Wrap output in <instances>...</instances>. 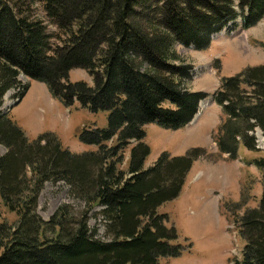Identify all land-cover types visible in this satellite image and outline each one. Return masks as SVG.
Listing matches in <instances>:
<instances>
[{
    "label": "trees",
    "instance_id": "obj_1",
    "mask_svg": "<svg viewBox=\"0 0 264 264\" xmlns=\"http://www.w3.org/2000/svg\"><path fill=\"white\" fill-rule=\"evenodd\" d=\"M26 2L0 0V145L8 150L0 157V264H162L179 258L184 247L175 244L178 232L160 208L182 195L205 151L165 153L147 169L146 128L183 129L209 97L187 87L194 68L179 62L174 45L207 50L212 36L238 17L249 30L264 19V0H239V12L233 0H42L55 33L31 19ZM78 69L91 75L93 86L70 81ZM21 76L46 84L68 108L108 112L106 129L81 136L97 151L74 154L50 136L30 143L6 121L5 96L20 89L22 100L29 89ZM214 100L225 115L216 139L220 154L235 160L241 148L259 152L264 65L224 79ZM253 165L263 193L256 208L234 214L244 246L233 264H264V157ZM60 181L86 208L64 205L45 221L38 214L40 195L46 183ZM99 207L107 242L90 227ZM3 210L17 221H6Z\"/></svg>",
    "mask_w": 264,
    "mask_h": 264
},
{
    "label": "rangeland",
    "instance_id": "obj_2",
    "mask_svg": "<svg viewBox=\"0 0 264 264\" xmlns=\"http://www.w3.org/2000/svg\"><path fill=\"white\" fill-rule=\"evenodd\" d=\"M233 2L239 12V0ZM26 8L33 21H42L51 33L56 32L48 22L42 0H27ZM173 53L179 57L180 63L194 68L192 81L187 87L209 97L200 104L198 117L183 129L173 131L159 125L146 128L145 142L151 149L147 169L165 153L171 157H184L194 149L205 151L204 156L194 163L182 195L160 208V213L168 216V226L175 227L178 232L179 240L175 244L184 247L179 258L165 260L162 264H233L241 259L244 246L234 214L238 209L241 210L237 213L243 215L246 210L256 208L263 193L262 176L253 161L264 157V135L259 130L255 134L259 152L241 148L235 160L228 155L222 156L216 139L225 115L214 97L224 79L264 65V19L245 30L242 18L238 17L212 36L209 49L198 51L175 44ZM20 81L22 87L29 86L27 93L20 100L17 99L20 89L8 92L4 107L7 102L11 105L2 108L1 112L30 143L50 136L74 154L97 151L95 147L84 145L81 136L86 129H106L108 112L92 114L79 104L68 108L53 97L46 84L25 76H21ZM70 81L94 84L91 75L81 69L71 72ZM130 150L127 151V161ZM7 153V148L0 145V157ZM64 205H72L78 211L86 208L67 182L46 183L39 198L38 214L50 221ZM101 210V207L95 208L91 214L90 227L98 230L100 240L107 242L110 238L104 220L99 216ZM3 215L6 221H17V217L6 210Z\"/></svg>",
    "mask_w": 264,
    "mask_h": 264
},
{
    "label": "bare ground",
    "instance_id": "obj_3",
    "mask_svg": "<svg viewBox=\"0 0 264 264\" xmlns=\"http://www.w3.org/2000/svg\"><path fill=\"white\" fill-rule=\"evenodd\" d=\"M10 105H11V103L7 102V104H6V106L4 108L7 109L8 107H10ZM1 111H3V110H1Z\"/></svg>",
    "mask_w": 264,
    "mask_h": 264
}]
</instances>
